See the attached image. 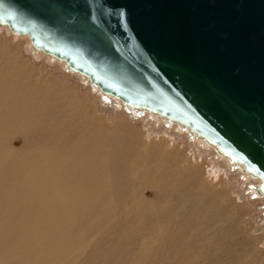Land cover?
I'll use <instances>...</instances> for the list:
<instances>
[{
  "label": "rangeland",
  "instance_id": "374dc122",
  "mask_svg": "<svg viewBox=\"0 0 264 264\" xmlns=\"http://www.w3.org/2000/svg\"><path fill=\"white\" fill-rule=\"evenodd\" d=\"M17 36L0 26V56L4 49L30 78L44 82L48 89L72 92L82 102L84 123L79 131L85 129L89 132L86 136L96 131L107 142L99 143L104 152H97L98 176L81 175L84 188L74 195L89 201V208L78 205L77 217L71 219L54 217V226L40 221L45 219V209H33V214L41 216L34 218L36 223L27 222L17 240L1 245L0 251L5 250L0 252L1 260L14 258L11 264H264V196L254 192L257 178H245L240 168L202 143L187 127L104 97L83 77L67 70L63 62L33 50L29 39ZM7 89L11 91L9 84ZM45 122L33 125L37 126L32 131L38 133L35 136L7 135L1 147L19 151L40 145L38 150H42L58 139L66 141L63 146L81 140V133L68 128L51 136L46 131L52 124ZM117 138L127 142L130 150L128 154L119 150L120 175L105 154L112 153V147H106L109 140ZM47 139L49 144H45ZM2 173L5 165L0 163ZM105 175L124 190L115 193L117 196L103 190ZM4 182L0 179L3 187ZM16 205L4 206L0 197V229L15 225L4 223L12 219L7 210L10 206L17 209L14 214L18 218L22 209L40 206L34 198ZM17 243L21 250L10 253Z\"/></svg>",
  "mask_w": 264,
  "mask_h": 264
},
{
  "label": "water",
  "instance_id": "95a60500",
  "mask_svg": "<svg viewBox=\"0 0 264 264\" xmlns=\"http://www.w3.org/2000/svg\"><path fill=\"white\" fill-rule=\"evenodd\" d=\"M3 20L100 89L198 130L264 191V0H0Z\"/></svg>",
  "mask_w": 264,
  "mask_h": 264
},
{
  "label": "bare ground",
  "instance_id": "6f19581e",
  "mask_svg": "<svg viewBox=\"0 0 264 264\" xmlns=\"http://www.w3.org/2000/svg\"><path fill=\"white\" fill-rule=\"evenodd\" d=\"M0 26L7 27L16 36L18 35L29 39L33 50L41 52L44 55L49 56L59 62H63L67 70L73 74L83 77L91 85L90 87L100 91L104 97L113 98L117 103H122L130 109L150 112L160 118L165 119L166 121H174V123H177L182 128L187 127V129L190 130V133L195 135L202 143H205L206 146L208 145L213 147L218 155L224 157L232 165L240 168L245 178H257L259 182L255 186L254 192L264 196V191H261L260 189V185L263 180L262 176L249 168L243 161L232 157L224 150L218 149V146L214 141L209 139L198 130L190 127L188 124L177 118L164 114L159 110L139 104L129 103L109 91L100 89L97 83L90 80L88 74L71 66L64 57H59L53 52L44 50L42 47L35 45L32 38L26 31H18L11 28L7 20L0 21ZM24 73V69L21 70L20 67H16L14 56L4 53L3 49L2 56H0V163L5 165V173L0 174V179H3V181L6 182H4V187L3 185H0V197L4 203V206L9 203L17 206L16 203L23 204L27 202L29 198H34V200L36 199V202L39 203L40 206L37 208H29L27 210L22 209V214L19 215L20 218L14 214L17 209L13 210V206H10L9 209L6 208L10 211L9 214L12 219L7 220L4 223L15 225L12 228L0 229V249H2L1 245H3L5 241L8 242L13 239L17 240L20 237L19 234H21L24 230L23 226L27 224V222L32 221V223H36L34 218L41 216V214H33V209H45V219L42 218L40 221H46L50 225L54 226L56 225L54 224L56 222L54 221V217L61 218V216H69V218H72V216H76V208L78 205H83V209H87V207L89 208V201H86L85 199L74 198V195L77 191L84 188L82 180L79 179L81 175L85 177L87 174L90 176H98L97 168L99 158L97 152H102L100 150L101 145L99 143L104 144L107 142L102 139V136L99 138L100 133L98 134L96 131H90L89 136H86L89 132L86 134L85 129L81 132L79 131L78 128L82 125V123H84L81 120V118L84 117L81 116L82 102L79 101L75 95L72 94V92L63 89H55L53 87L52 89H48L47 84L44 86V82H41L39 79H32ZM8 84L11 86V91L7 89ZM20 92H22L23 95H21ZM17 113L24 114L17 115ZM45 121H48V123L52 124L51 128L46 125V129L50 128V130L46 132H48V134L51 136L60 134L61 129L67 130V128L74 132H78V134L81 133V140L76 141L78 145L73 143L74 145L63 146L66 141L64 139H58L50 147L42 150H38L40 145H37L36 148L34 146L33 148H27L19 151H12L8 148L1 147V140H5L7 135H37L38 133L32 132L37 130V126L33 125L37 122V124L40 126L41 122ZM76 121L80 122L81 124H77ZM72 134L74 135V133ZM13 136L12 138H14ZM12 138H10V140H12ZM73 141L75 142V140H70L69 142ZM123 141V139L120 141V138H117L114 141L109 140L110 143L108 142L106 145L108 148L112 147L109 148L112 149V153L105 154L112 159L114 165L113 169L117 170V175H120L118 169L121 165V159L117 158L118 153L120 155L119 150L122 149L127 154L130 151L128 150L129 147L126 144L127 142L125 143V141ZM46 142L47 143L45 144H49L51 140L47 139ZM121 157H123V155ZM103 167H109V165H103ZM86 168H91V170L86 171ZM20 170H22L21 173L16 172ZM106 189L113 195L117 196V194L124 190V187L120 183L113 181L111 182L109 177L106 176V186L103 187V190ZM93 197L95 200H97L96 196ZM65 200H69V202L61 205V203ZM93 203L90 205V207L93 206ZM75 204H77V206ZM61 206L68 207L62 208ZM95 206L96 205H94V207ZM101 213H103V211ZM104 215H106V212ZM52 219L53 221L50 222ZM80 219H82V216ZM63 220L65 219L63 218ZM68 220L67 222H71ZM64 222L65 221H63L62 224H64ZM43 229L45 228H42V230ZM70 240L68 241L70 242ZM54 243L57 242H53V244ZM18 249L19 251L21 250V245L19 243L15 245V249L10 253L17 251ZM0 252H5V250L3 249ZM2 256L3 255H0V257ZM13 262H15L14 258H10L9 260L0 259V264H11Z\"/></svg>",
  "mask_w": 264,
  "mask_h": 264
}]
</instances>
